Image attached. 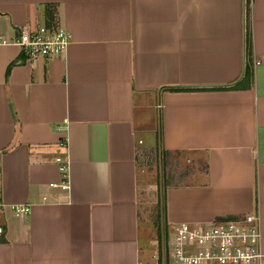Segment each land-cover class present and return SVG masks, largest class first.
<instances>
[{
  "label": "crops",
  "instance_id": "1",
  "mask_svg": "<svg viewBox=\"0 0 264 264\" xmlns=\"http://www.w3.org/2000/svg\"><path fill=\"white\" fill-rule=\"evenodd\" d=\"M23 23L72 41L0 43V264H155L157 189L168 234L257 209L264 250V0H0Z\"/></svg>",
  "mask_w": 264,
  "mask_h": 264
},
{
  "label": "built area",
  "instance_id": "2",
  "mask_svg": "<svg viewBox=\"0 0 264 264\" xmlns=\"http://www.w3.org/2000/svg\"><path fill=\"white\" fill-rule=\"evenodd\" d=\"M72 41L71 33L61 26L30 27L23 23L10 38L0 36V43H15L29 60L38 56L57 55ZM59 180L49 181V187L68 189L67 159L54 158ZM1 185V165H0ZM4 203L0 200V207ZM15 214H26L29 206L10 204ZM4 227L0 224V234ZM163 248L168 260L177 264H264L261 246L260 217L257 209L233 216H217L204 222H180L170 237L164 235Z\"/></svg>",
  "mask_w": 264,
  "mask_h": 264
},
{
  "label": "rangeland",
  "instance_id": "3",
  "mask_svg": "<svg viewBox=\"0 0 264 264\" xmlns=\"http://www.w3.org/2000/svg\"><path fill=\"white\" fill-rule=\"evenodd\" d=\"M149 158H152L150 155ZM154 161V160H153ZM151 204H150V222H151V237L154 238V253H155V264H162L168 259L166 250H164V235L166 236L168 233L164 226L162 227V223H159L160 219V211H159V191L154 190V193L151 195ZM150 233V232H149ZM171 234H168L167 237H170ZM163 236V237H162ZM163 240V242H162ZM164 256V257H163Z\"/></svg>",
  "mask_w": 264,
  "mask_h": 264
},
{
  "label": "water",
  "instance_id": "4",
  "mask_svg": "<svg viewBox=\"0 0 264 264\" xmlns=\"http://www.w3.org/2000/svg\"><path fill=\"white\" fill-rule=\"evenodd\" d=\"M162 242H163V240H162ZM163 246V245H162ZM164 257V256H163ZM164 262V261H163Z\"/></svg>",
  "mask_w": 264,
  "mask_h": 264
}]
</instances>
